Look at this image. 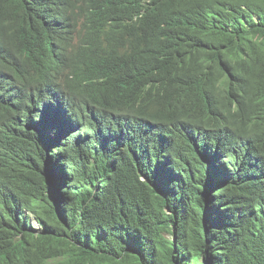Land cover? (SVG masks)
<instances>
[{"label": "trees", "instance_id": "16d2710c", "mask_svg": "<svg viewBox=\"0 0 264 264\" xmlns=\"http://www.w3.org/2000/svg\"><path fill=\"white\" fill-rule=\"evenodd\" d=\"M0 264H264V0H0Z\"/></svg>", "mask_w": 264, "mask_h": 264}, {"label": "bare ground", "instance_id": "6f19581e", "mask_svg": "<svg viewBox=\"0 0 264 264\" xmlns=\"http://www.w3.org/2000/svg\"><path fill=\"white\" fill-rule=\"evenodd\" d=\"M43 99V98H42ZM97 147V146H96ZM96 150H97V148H96ZM109 165H110V163H109ZM102 168H104V170H107V168L106 167H102ZM110 168V167H109ZM100 169V168H99ZM86 173V172H85ZM99 175L100 174H98L97 173V170L95 171H92V175H90V179H92L93 181H94V183L93 184H95L96 185V180L98 179V177H99ZM95 178H96V180H95ZM86 179V178H85ZM100 181V180H99ZM100 183H101V181H100ZM99 183V184H100ZM99 184H97V186H99ZM90 193H93V192H91V191H89V194ZM95 195V194H94ZM102 193L100 194V196L99 195H95V197H97L96 198V201H99L100 200V204H101V206H104V202H105V200H102L101 198H102ZM98 197L100 198V199H98ZM104 197V196H103ZM104 203V204H103ZM108 208V207H107ZM104 209V211H105V213L110 209V207L108 208V209ZM103 210V209H102ZM108 219V218H107ZM109 220V219H108Z\"/></svg>", "mask_w": 264, "mask_h": 264}]
</instances>
